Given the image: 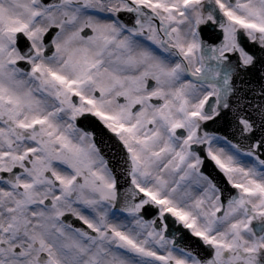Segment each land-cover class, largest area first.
<instances>
[{
    "label": "snow or ice",
    "instance_id": "obj_1",
    "mask_svg": "<svg viewBox=\"0 0 264 264\" xmlns=\"http://www.w3.org/2000/svg\"><path fill=\"white\" fill-rule=\"evenodd\" d=\"M0 264H264V0H0Z\"/></svg>",
    "mask_w": 264,
    "mask_h": 264
},
{
    "label": "flooded vegetation",
    "instance_id": "obj_2",
    "mask_svg": "<svg viewBox=\"0 0 264 264\" xmlns=\"http://www.w3.org/2000/svg\"><path fill=\"white\" fill-rule=\"evenodd\" d=\"M208 169H210L211 170V166H209V168Z\"/></svg>",
    "mask_w": 264,
    "mask_h": 264
}]
</instances>
